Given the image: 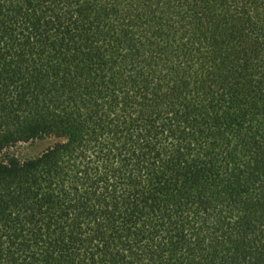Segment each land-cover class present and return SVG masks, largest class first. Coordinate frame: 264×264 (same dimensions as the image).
<instances>
[{
  "label": "trees",
  "instance_id": "trees-1",
  "mask_svg": "<svg viewBox=\"0 0 264 264\" xmlns=\"http://www.w3.org/2000/svg\"><path fill=\"white\" fill-rule=\"evenodd\" d=\"M0 264H264V0H0Z\"/></svg>",
  "mask_w": 264,
  "mask_h": 264
},
{
  "label": "rangeland",
  "instance_id": "rangeland-1",
  "mask_svg": "<svg viewBox=\"0 0 264 264\" xmlns=\"http://www.w3.org/2000/svg\"><path fill=\"white\" fill-rule=\"evenodd\" d=\"M54 141L55 139L53 138H44L28 143H21L9 149L8 154H14L21 159L34 157L41 153L47 147L51 146Z\"/></svg>",
  "mask_w": 264,
  "mask_h": 264
}]
</instances>
